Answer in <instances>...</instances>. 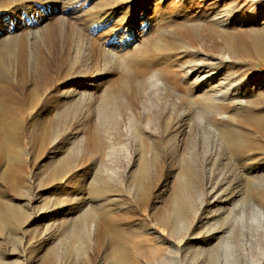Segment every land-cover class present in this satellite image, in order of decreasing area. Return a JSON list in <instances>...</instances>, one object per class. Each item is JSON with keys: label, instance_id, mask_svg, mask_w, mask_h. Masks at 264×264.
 <instances>
[{"label": "rangeland", "instance_id": "1", "mask_svg": "<svg viewBox=\"0 0 264 264\" xmlns=\"http://www.w3.org/2000/svg\"><path fill=\"white\" fill-rule=\"evenodd\" d=\"M119 254L264 264V0H0V264Z\"/></svg>", "mask_w": 264, "mask_h": 264}, {"label": "bare ground", "instance_id": "2", "mask_svg": "<svg viewBox=\"0 0 264 264\" xmlns=\"http://www.w3.org/2000/svg\"><path fill=\"white\" fill-rule=\"evenodd\" d=\"M217 14V13H216ZM215 14V15H216ZM213 19V18H212ZM186 48V47H185ZM188 52V51H187ZM195 65V64H194ZM208 66V65H207ZM212 66V65H211ZM192 67V66H191ZM194 68H195V66H193ZM209 69V68H208ZM204 70V69H203ZM191 71V70H190ZM206 71V70H205ZM208 71V70H207ZM210 72V71H209ZM213 72V71H212ZM211 72V73H212ZM188 73H189V71H188ZM202 73V72H201ZM154 74V73H153ZM157 74V73H156ZM155 74V75H156ZM207 75V74H206ZM191 76V75H190ZM201 77V76H200ZM200 77H197V78H199V80H201V78ZM207 77V76H206ZM188 78V77H187ZM225 78V77H224ZM159 79V78H158ZM194 79V78H193ZM153 81H154V79H153ZM158 81V80H157ZM196 81H198V80H196ZM204 81V80H203ZM224 81V80H223ZM195 82V81H194ZM200 82V81H199ZM193 83V82H192ZM206 83V82H205ZM226 83V82H225ZM193 84H195V83H193ZM227 84V83H226ZM196 85V84H195ZM217 85V84H216ZM224 85V84H223ZM214 87V86H213ZM216 87V86H215ZM214 87V88H215ZM230 87H231V85H230ZM230 87H229V89H230ZM234 87V86H233ZM227 88V87H226ZM209 90V89H208ZM215 90H212L211 92L209 91V93H210V96L208 97V101L210 102V104L212 105V104H215L214 102L216 101V100H219V99H221V98H219V96L217 95L218 93H216V92H214ZM224 93V92H223ZM200 94V93H199ZM221 94V93H220ZM226 94V93H225ZM224 94V95H225ZM227 94H228V90H227ZM207 95H209V94H207ZM221 95H223V94H221ZM204 97V96H203ZM228 97V96H227ZM219 98V99H218ZM200 99H201V97H200ZM224 99H225V97H224ZM227 99V98H226ZM218 102V101H217ZM209 104V105H210ZM212 107H213V105H212ZM121 251V250H120ZM119 252V251H118ZM110 254V253H109ZM123 254V253H122ZM111 255V254H110ZM118 256V258H119V263L118 264H121V262H122V259H123V255H121V254H119V255H117ZM116 256V257H117ZM123 264V263H122Z\"/></svg>", "mask_w": 264, "mask_h": 264}]
</instances>
